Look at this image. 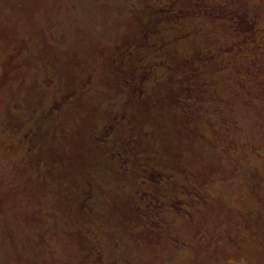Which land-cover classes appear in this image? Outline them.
<instances>
[{
    "label": "rangeland",
    "instance_id": "rangeland-1",
    "mask_svg": "<svg viewBox=\"0 0 264 264\" xmlns=\"http://www.w3.org/2000/svg\"><path fill=\"white\" fill-rule=\"evenodd\" d=\"M0 264H264V0H0Z\"/></svg>",
    "mask_w": 264,
    "mask_h": 264
}]
</instances>
